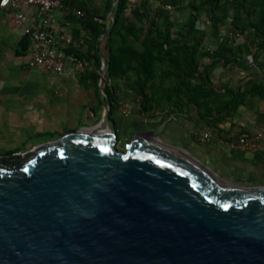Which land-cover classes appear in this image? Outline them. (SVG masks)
Segmentation results:
<instances>
[{
  "label": "water",
  "instance_id": "1",
  "mask_svg": "<svg viewBox=\"0 0 264 264\" xmlns=\"http://www.w3.org/2000/svg\"><path fill=\"white\" fill-rule=\"evenodd\" d=\"M108 72L96 126L0 157V264H264V186L162 143L166 121L118 149Z\"/></svg>",
  "mask_w": 264,
  "mask_h": 264
},
{
  "label": "crops",
  "instance_id": "2",
  "mask_svg": "<svg viewBox=\"0 0 264 264\" xmlns=\"http://www.w3.org/2000/svg\"><path fill=\"white\" fill-rule=\"evenodd\" d=\"M56 19L62 24L60 14H56ZM66 22L78 49L87 53L90 32L73 18ZM232 50L236 56L231 62L224 59L230 53L219 52L220 60L208 67V78L210 87L218 93L225 89L252 92L234 110L225 113L214 100L208 107L176 97L134 100L133 89L117 90L121 100H108L103 94L110 104L109 127L113 126L119 140L127 143L166 121L159 135L162 143L180 147L230 183L264 186V49L260 44L252 52ZM30 54L27 35L0 10V136H44L96 126L103 113L101 79L95 83L93 74L98 71L92 66L76 77L46 72L29 65ZM102 61L104 66L103 57ZM207 64L200 62L197 71L203 73ZM161 78L156 82L158 85ZM168 79L162 85L165 90L177 81L170 75ZM196 82L198 79L193 80ZM204 133L209 138H204ZM255 134L261 135L258 152H242L228 145L237 136Z\"/></svg>",
  "mask_w": 264,
  "mask_h": 264
},
{
  "label": "rangeland",
  "instance_id": "3",
  "mask_svg": "<svg viewBox=\"0 0 264 264\" xmlns=\"http://www.w3.org/2000/svg\"><path fill=\"white\" fill-rule=\"evenodd\" d=\"M205 2L206 0H125V9L119 17L114 41L116 44L120 45L122 43L129 48L142 51L143 46L141 42L145 35L148 34L149 25L153 23L155 25L153 35L155 31L164 32L167 30L170 37L176 43L186 42L188 46L196 51L197 68L200 62L207 61V67L206 69H202L203 72L220 60L219 52L225 49L235 48L241 52H252L260 44L264 49V41H261L256 36L255 31L247 26V20L244 19L239 22V25L234 26L233 20L236 13L232 7V0L219 1L215 14L222 15L223 20L216 25V28H214L211 15L207 12ZM80 3L87 11V14L93 12L102 18L100 22H102L106 30L100 36L99 42H101L106 38L104 37L105 33L111 28L115 20V8L118 2L116 0H81ZM257 9L258 7H256ZM112 10L114 11V15L112 14ZM191 20H194L193 24H190ZM124 28L135 29L139 33L140 39H133ZM121 35L123 36L120 41ZM87 45L91 49L94 48L95 44L92 38L87 41ZM162 57L164 61L156 62L153 78L145 86V92L149 95L152 94V91H158L160 87L163 88L162 85L167 84L169 73L172 72V66L168 62L167 54L163 53ZM104 64L106 69L108 62L105 60ZM135 67V62H124L122 70L117 75L112 76L111 79H108V81L107 75L104 84L106 83L113 88L115 92L114 100H121L120 95L117 94V90L127 91L128 89H133L135 92L136 99L134 100H142L138 94ZM103 73L104 70L101 73V78ZM162 74H165V76L161 78ZM158 78L162 79L161 86L156 83L159 82ZM96 90H98L97 87ZM214 101L218 102L217 100ZM111 129H114L113 126ZM65 133L67 132L34 137L0 136V157L32 151L39 145L57 140ZM125 144L126 142L119 140L117 144L118 149L123 150Z\"/></svg>",
  "mask_w": 264,
  "mask_h": 264
},
{
  "label": "trees",
  "instance_id": "4",
  "mask_svg": "<svg viewBox=\"0 0 264 264\" xmlns=\"http://www.w3.org/2000/svg\"><path fill=\"white\" fill-rule=\"evenodd\" d=\"M219 1L220 0H206L205 2L207 12L211 15L214 28L223 20L222 15L215 14L219 6ZM232 1V7L236 13L233 20L234 26L239 25V22L245 19L248 23L247 26L255 31L256 36L259 37L261 41H264V0ZM73 6L85 13L83 17L77 18L73 16L72 18L77 20L90 32V39L92 38L95 45L93 49L88 47L87 53H82L79 49L71 51L77 58L88 61L90 67L93 66L95 70L98 71L97 74L96 72L93 73L95 75V83L99 81L103 71V57L109 65L107 81L122 70L124 62L130 61L136 63L134 70L137 76L138 94L141 96L142 100H172L174 97H176V100H185L186 98V100H193L198 106L205 107H208L211 101L217 100L221 105V110L228 113L241 104L249 93H252L251 91L241 92L239 89H225L224 92L218 93L212 89L208 78V69L204 70L203 73L197 71L196 51L188 46L186 42L176 43L175 40L170 37L169 31L167 30L164 32L155 31L153 35L152 33L155 26L153 23L149 25L148 34L145 35L141 42L143 46L142 51L138 52L123 44H116L114 41L115 29L119 23L121 13L125 9V0L118 1L115 8V22L111 27L109 35L101 42H99L100 36L106 30L102 22H100L102 18L93 12L87 14V11L81 6L78 0L73 2ZM256 7H258L257 10ZM193 22L194 20H191L190 24H193ZM124 29L133 39H140V35L135 29ZM103 48L105 51H103ZM224 52H226V54L230 53L231 55L230 57H224L226 62L234 60L236 54L232 49H225ZM163 53L167 54L168 62L174 67V70L169 74L170 76L176 77L177 81L172 84L170 88L166 90L160 88L158 91H152V94L149 95L145 92V86L149 80L153 78L156 62L164 61L162 57ZM197 79L198 82L193 83V80ZM103 91L108 100L115 99V92L111 86L105 83L103 85ZM197 100H203V102L199 103ZM218 112V114L221 115V112Z\"/></svg>",
  "mask_w": 264,
  "mask_h": 264
},
{
  "label": "built area",
  "instance_id": "5",
  "mask_svg": "<svg viewBox=\"0 0 264 264\" xmlns=\"http://www.w3.org/2000/svg\"><path fill=\"white\" fill-rule=\"evenodd\" d=\"M74 1L0 0V10L11 17L29 39L30 66L72 77L83 75L90 67L88 61L77 58L71 51L78 49L79 44L70 34L66 20L85 14L73 6ZM57 13L61 15L62 24L56 19ZM203 137L207 139L209 134L204 133ZM260 141V134L240 135L231 139L228 145L242 152H258Z\"/></svg>",
  "mask_w": 264,
  "mask_h": 264
},
{
  "label": "flooded vegetation",
  "instance_id": "6",
  "mask_svg": "<svg viewBox=\"0 0 264 264\" xmlns=\"http://www.w3.org/2000/svg\"><path fill=\"white\" fill-rule=\"evenodd\" d=\"M118 142H119V137H118V135H117V144H118ZM117 144H116V145H117Z\"/></svg>",
  "mask_w": 264,
  "mask_h": 264
}]
</instances>
